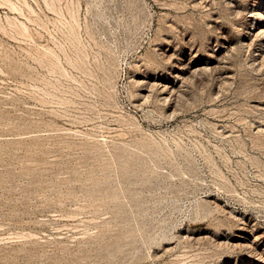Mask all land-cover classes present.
Masks as SVG:
<instances>
[{
    "label": "rangeland",
    "instance_id": "rangeland-1",
    "mask_svg": "<svg viewBox=\"0 0 264 264\" xmlns=\"http://www.w3.org/2000/svg\"><path fill=\"white\" fill-rule=\"evenodd\" d=\"M260 24L264 0H0V264H264Z\"/></svg>",
    "mask_w": 264,
    "mask_h": 264
},
{
    "label": "bare ground",
    "instance_id": "bare-ground-1",
    "mask_svg": "<svg viewBox=\"0 0 264 264\" xmlns=\"http://www.w3.org/2000/svg\"><path fill=\"white\" fill-rule=\"evenodd\" d=\"M256 7V6H255ZM253 11V10H252ZM250 15V14H249ZM254 15H256V14H254ZM258 15V14H257ZM255 17V16H254ZM253 17V18H254ZM257 30H256V33L257 32H264V24L263 25H261L260 24V26H258L257 28H256ZM71 33V32H70ZM255 33V32H254ZM76 36V35H75ZM71 37V36H70ZM255 37H256V35H255ZM73 39V38H72ZM75 39V38H74ZM77 39V38H76ZM81 42V41H80ZM77 43H78V41H77ZM77 43H75V44H77ZM81 44V43H80ZM74 46V45H73ZM78 46V45H77ZM83 46V45H82ZM75 47V46H74ZM81 49V48H80ZM257 49V48H256ZM45 51V50H44ZM74 51H75V49H74ZM80 54V53H79ZM86 54V53H85ZM45 55V54H44ZM78 55V54H77ZM41 56V55H40ZM43 57V56H42ZM77 57V56H76ZM80 57V56H79ZM84 57V56H83ZM44 58V57H43ZM77 59V61H78V58H76ZM82 59V58H81ZM86 58H84V60H85ZM216 59V58H215ZM47 60H49V59H47ZM51 60H53V59H51ZM56 60V59H55ZM54 61V60H53ZM82 61V60H81ZM86 61V60H85ZM190 61V60H189ZM52 63H54V62H52ZM76 63V62H75ZM86 64V63H85ZM50 65V64H49ZM55 65V64H54ZM57 65V64H56ZM200 65V64H199ZM51 66V65H50ZM194 66V65H193ZM52 67V66H51ZM82 67H83V65H82ZM204 67V66H203ZM86 69V68H85ZM183 70V69H182ZM197 70H199V69H197ZM85 71H87V70H85ZM89 71V70H88ZM87 71V72H88ZM186 71V70H185ZM192 71V70H191ZM194 74V73H193ZM174 75V74H173ZM192 77H193V75H192ZM105 78H106V76H105ZM111 80V79H110ZM110 80H107V81H110ZM172 84V83H171ZM170 85V84H169ZM179 88V87H178ZM108 93V92H107ZM109 98V97H108ZM108 101V100H107Z\"/></svg>",
    "mask_w": 264,
    "mask_h": 264
}]
</instances>
